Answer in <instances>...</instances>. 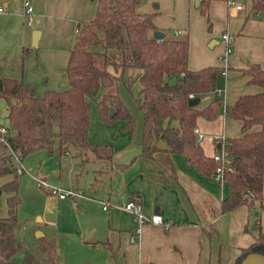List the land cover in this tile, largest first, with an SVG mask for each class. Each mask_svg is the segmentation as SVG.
<instances>
[{
    "label": "crops",
    "instance_id": "1",
    "mask_svg": "<svg viewBox=\"0 0 264 264\" xmlns=\"http://www.w3.org/2000/svg\"><path fill=\"white\" fill-rule=\"evenodd\" d=\"M163 1L145 0L136 8L139 12L151 13L154 25L163 34L187 35V67L190 69L211 65L220 70L222 63L218 56L223 50L221 34H230L227 74L223 77L219 73L215 86L222 87V93L217 95L212 90L198 94V102L194 105L202 108L216 98L222 101L215 117L208 119L198 116L194 125L203 134L201 139H196L197 142L206 156H212L219 151L216 139L222 141L241 134V120L230 117L224 106L233 103L240 94L258 90L248 83V76L242 70L249 64L264 68V16L250 11L251 0H245V6L241 9L230 5L227 0H210L208 27L206 17L201 15L198 4L193 0H184L185 3L179 4L186 19L175 9L163 16ZM0 3L5 6V11L0 12V74L35 84L38 94L48 89L66 88L64 67L69 49L78 24L93 17V4L90 7L86 0H32V26L40 30L37 46H33L31 36L21 22V0H0ZM176 3L171 2V5L175 7ZM171 26L174 28L170 29ZM175 30L182 33L175 34ZM193 47L198 52L196 57L192 56ZM207 47L214 48V51L206 52ZM22 48H28L23 60L20 56ZM107 69L116 75L120 73L111 66ZM140 71L139 68L127 67L123 70L122 80L116 83L117 91L121 82L125 86L130 83L129 87L126 86L129 91L131 84L135 83V103L141 88L137 78ZM102 92L97 93L99 97ZM203 96L206 97L205 103L200 105ZM4 104L0 98V105ZM126 106L136 120L140 119L139 126L136 123L139 133L133 141L135 144L127 141L126 145L116 149L110 143L94 142L89 136L88 127L89 142L99 146L102 156L111 152L110 170L99 155L90 158L87 154L84 159L72 144L58 147L55 142L50 151L39 149L51 157H57L60 176L65 169L61 161H66V165L68 163L74 172V180L70 184L72 186L66 188L83 189L84 192L88 184L90 193L84 192L85 196L78 198L94 201L98 207L102 205L107 220L105 228L101 225L91 227L87 237H82L83 231L79 229L78 239L71 243L75 247H66L57 264H234L242 248L250 245L257 235V230L251 228L256 212L264 228V207L255 201L220 213V199L229 191L227 182L218 180L213 173L210 176L201 174L196 165L187 163L180 153L159 149L152 157L141 155L142 113L137 103L135 107ZM1 119L7 121L6 118ZM171 122V119L165 120L166 124ZM123 124L124 120L120 119L121 129L128 131L122 127ZM258 128V124L252 126L254 130ZM121 165L124 166L120 168ZM23 166L26 169L23 173L33 178L30 169ZM81 178L82 185L78 184ZM262 191L264 194V181ZM102 200L109 202L107 208H103ZM128 200L138 201L146 216L159 213L162 223L146 221L138 225L135 216L121 207ZM80 204L77 203L79 208ZM261 204L264 205V196ZM40 235L42 233L38 232L37 236ZM84 247L97 250L90 253ZM14 250L7 252L13 254Z\"/></svg>",
    "mask_w": 264,
    "mask_h": 264
},
{
    "label": "trees",
    "instance_id": "2",
    "mask_svg": "<svg viewBox=\"0 0 264 264\" xmlns=\"http://www.w3.org/2000/svg\"><path fill=\"white\" fill-rule=\"evenodd\" d=\"M142 1L96 0L93 17L78 24L69 49L64 67L66 88L48 89L38 94L35 84L0 74V98L8 105L5 124L11 131L8 140L13 148L26 155L39 149L50 151L55 142L58 147L72 144L84 159L89 153L99 155L110 170L111 152L102 156L99 146L87 138L89 98L103 90L96 102L100 119L106 122L122 119V127L132 134L135 117L116 88L117 81L122 80L123 70L132 67L141 69L137 76L141 88L136 97L142 113L141 155L152 157L159 150L154 142L160 138L169 146L168 153L183 154L187 163L195 164L201 174L210 176L215 171L218 163L204 154L193 127L198 116L215 117L222 101L216 98L205 107L197 108L188 105V100L189 94L196 97L214 90L219 68L211 65L188 68L187 35L154 37L157 28L152 14L139 12L136 8ZM251 1L252 9L264 14V0ZM209 2H198L199 12L206 17L208 27ZM27 53L28 48H22V60ZM108 66L120 73H111ZM242 71L248 76V83L259 89L240 94L233 103L224 106L230 117L241 120V134L224 139V163L228 168L223 170V179L229 191L220 199V213L255 201L264 207L261 204L264 196V68L249 64ZM172 77L174 84L169 83ZM126 86L129 87L130 83ZM110 108L114 110L112 116H109ZM167 119L177 120V124H166ZM255 124L259 128L254 130L252 126ZM14 172L11 155L0 142V177ZM19 182L20 176L14 174L0 183V196L6 194V216L0 217V251L6 247V255L0 252V264H20L7 252L12 249L8 245V231L9 225L16 224ZM251 228L257 230V235L250 245L242 248L234 264L250 251L264 253V228L258 212ZM23 264L36 263L26 255Z\"/></svg>",
    "mask_w": 264,
    "mask_h": 264
},
{
    "label": "rangeland",
    "instance_id": "3",
    "mask_svg": "<svg viewBox=\"0 0 264 264\" xmlns=\"http://www.w3.org/2000/svg\"><path fill=\"white\" fill-rule=\"evenodd\" d=\"M30 1L32 4V0ZM86 1L90 7L93 4L92 9H94L95 12L96 0ZM144 1L145 0L142 2ZM171 2L178 3H176L175 7H173ZM194 2L195 1L193 0V3ZM235 2L240 3L242 8L245 6V0H235ZM180 3H185V1L164 0L163 8H161V11H165V14L162 13L163 16H165L169 10L175 9L180 11L181 15H183L186 19L185 12H182L179 9ZM251 6L252 1L250 4V11L255 14H261V11L257 10L258 12H255ZM262 16H264V14H262ZM20 18L22 24L27 29V33L31 36L32 41V32L34 30L32 24H26L24 16H22L21 12ZM173 28V26L170 27V29ZM205 51L212 53L214 48L210 49L207 47ZM197 54L198 52L196 51V47H193L192 56L196 57ZM252 86L259 89L256 85ZM135 89V83L131 84V91L126 88L123 82L119 84V95L125 105L130 107L136 106L135 100L133 99ZM98 97L99 94H96L90 98L89 136L91 139L100 144H113V147H116V149L126 145L127 141L131 144H135L133 141L136 140L139 133V129L136 131V123L139 126L138 120L140 119L136 120L135 118L134 131L132 134L121 129L119 118H115L110 122L101 120L96 107ZM205 98V96L201 98L200 105L205 103ZM1 107L2 106L0 105V108ZM0 123L6 122L0 118ZM89 157L92 158L95 156L90 155L89 153ZM61 162L63 163L62 166L65 167V169L62 171L63 174L60 176L58 159L56 156L51 157L42 150L32 151L23 156V164L25 167L30 169L29 171L32 175H37L38 173L39 176L44 178L51 185L70 187L72 186L70 184L74 180V172L71 171L68 163L66 165V161L63 160ZM15 173L16 172L1 176L0 183L7 181ZM82 183L83 181L81 178L78 184L82 185ZM87 185L88 184H86L84 192L90 193ZM18 195L20 197V202L17 208L16 224L9 225L8 233L10 239L8 245L11 246L12 250L15 249L12 256L20 264H23L24 257L26 255L30 256L36 264H57L60 259H62L66 247H75V245L71 243L78 239V234H80L79 229L83 231L82 237H87V231H91V227L101 225L102 228H105L107 226V220H105L104 213L101 209L102 205L98 207L96 202L90 200L88 201L86 198H66L74 202L59 199L56 195L38 187L35 180H33V178L27 173L20 175ZM5 197V193H2L0 196V217L6 216ZM80 202L81 204L79 208L77 203ZM38 232H41L42 235L37 236ZM5 248L0 251L4 256L6 255V251L4 250ZM81 248L82 247H80V249ZM84 249L90 253H95L97 250L91 247H84Z\"/></svg>",
    "mask_w": 264,
    "mask_h": 264
},
{
    "label": "built area",
    "instance_id": "4",
    "mask_svg": "<svg viewBox=\"0 0 264 264\" xmlns=\"http://www.w3.org/2000/svg\"><path fill=\"white\" fill-rule=\"evenodd\" d=\"M227 2L231 5H233L237 9H241L242 5L238 2H235V0H227ZM22 3V14L24 16L26 24L30 25L33 23V7L30 0H21ZM5 11V6L0 3V12ZM175 34H181V30H175ZM221 39L223 41V50L222 53L218 56L219 61L222 63L221 69L219 70L220 74L225 77L227 74V63H228V55L230 53L231 47H230V34L228 32H223L221 34ZM215 92L217 95H220L222 93V87L217 86L215 87ZM193 95L189 94V98H192ZM193 132L195 134V137L197 140L201 139L203 134L199 132L197 127H193ZM10 129L8 128V125L5 123H0V142L7 148L11 155L12 162L15 167L16 174H22L26 171V169L23 166V154L19 149L13 148L8 138L10 137ZM216 142L220 144L219 151L212 154V158L215 162L218 163V165L215 168V171L213 172V176L217 178L218 180H223V170L225 168H228L225 163V147H224V140L220 141L216 139ZM36 185L40 188L45 189L46 191L56 195L58 198H77L81 196H85V193L83 190L78 188H66L59 185H51L48 183L44 178L41 176L34 175L33 176ZM103 204V208H107L109 205V202L106 200L101 201ZM121 207L128 212L132 213L137 222L138 225L142 224L143 222H151L154 224H160L162 223V217L159 213H153L150 216H146L142 212L141 204L136 200H128L125 203L121 205ZM136 231H139V228L136 229Z\"/></svg>",
    "mask_w": 264,
    "mask_h": 264
},
{
    "label": "water",
    "instance_id": "5",
    "mask_svg": "<svg viewBox=\"0 0 264 264\" xmlns=\"http://www.w3.org/2000/svg\"><path fill=\"white\" fill-rule=\"evenodd\" d=\"M195 4H198V0H195ZM40 34V30L38 29H34L32 32V41L31 44L33 46H37V40ZM162 32L159 30H156L153 32L154 37H161L162 36ZM212 44L210 43V46ZM175 80L172 77L169 80L170 84H174ZM198 102V98L197 97H192L189 98L188 100V105L193 106ZM9 110H8V105L4 104L1 108H0V118H6L8 116ZM114 114V110L113 108L109 109V116H112ZM172 125H176L177 124V120H172L171 122ZM155 146L160 149V150H167L169 149V146L167 145L166 141L158 138L155 140ZM218 147H220V144H218ZM238 264H264V253L258 252V251H250L246 254H244Z\"/></svg>",
    "mask_w": 264,
    "mask_h": 264
}]
</instances>
